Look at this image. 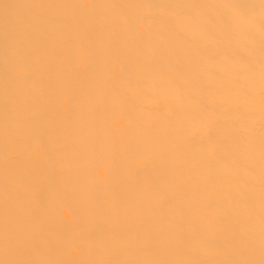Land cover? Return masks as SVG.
I'll return each instance as SVG.
<instances>
[{
  "label": "bare ground",
  "instance_id": "bare-ground-1",
  "mask_svg": "<svg viewBox=\"0 0 264 264\" xmlns=\"http://www.w3.org/2000/svg\"><path fill=\"white\" fill-rule=\"evenodd\" d=\"M0 264H264V0H0Z\"/></svg>",
  "mask_w": 264,
  "mask_h": 264
}]
</instances>
